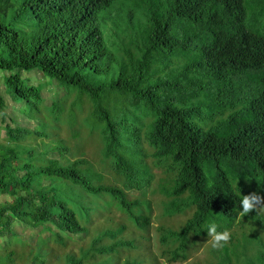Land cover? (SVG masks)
I'll return each instance as SVG.
<instances>
[{"label":"trees","instance_id":"16d2710c","mask_svg":"<svg viewBox=\"0 0 264 264\" xmlns=\"http://www.w3.org/2000/svg\"><path fill=\"white\" fill-rule=\"evenodd\" d=\"M33 71L76 94L66 125L78 140V125L85 139L96 134L101 171L72 160L60 139L22 141L49 137L40 116L34 131L19 127L41 113L44 88L25 75ZM0 74V264H50L48 242L89 240L58 264H115L121 249H137L125 225L90 224L114 207L147 231L150 202L127 198L153 180L147 157L166 177L162 216L189 213L178 229H157L168 263L186 261L215 223L231 233L211 247L219 264H264V212L238 215L244 195L264 196V0H0ZM14 244L19 255L5 250Z\"/></svg>","mask_w":264,"mask_h":264},{"label":"rangeland","instance_id":"374dc122","mask_svg":"<svg viewBox=\"0 0 264 264\" xmlns=\"http://www.w3.org/2000/svg\"><path fill=\"white\" fill-rule=\"evenodd\" d=\"M119 4V7L121 9L125 8L122 3ZM34 73L35 71L25 75H27L31 79V84L39 85L37 84V81H41L42 78L35 77V75H33ZM40 83L42 84L41 87L43 86L44 88L42 93L44 100L40 107L41 113L39 114V112H34L33 114H30V123H20L19 127L27 128L31 131H34L38 124L37 120L40 116V119L48 125V128L46 130L48 131L49 137H37L36 135H29L27 137H24L22 141L25 144L37 145L41 141L43 143L48 144L50 140L60 139L66 146L68 145L69 149L71 150L70 154L72 155V160H76L82 157L86 158L89 162L94 165L96 169L101 171L100 169L101 167H103V162L99 154L100 145L97 140L96 134H93V136L91 138L89 137V139H85L87 130L81 129L78 123H76V125L78 126H76L75 128L76 130H79L81 134L79 135L81 136V139L78 140L77 138L71 137L72 128L66 125L64 113L70 108V105L75 99L76 94L73 92L69 93L70 89L64 92L63 89H58L52 84L48 85L44 79ZM1 85L2 74H0V86ZM1 91V96L5 99L7 104V109L5 110V112L7 115L10 113L12 115V110L15 109L13 101L8 94H5V92H3L2 88ZM55 100H57V109L63 113L57 121H55V119L52 118L49 114L52 109V103ZM80 109L81 110H78L76 108V111L78 112V119L82 121L83 117L85 116V113H87L89 109L86 103L83 104ZM17 119L19 120L20 118L17 117ZM6 142H8V140L6 138L4 125L0 117V143ZM153 161L154 159L151 157H147L145 159V163L149 166L153 175V180L151 181L150 185L146 188L147 192L145 193V195L142 196V192H139L137 190H130L128 191L129 193H127V198L129 201H133L135 199L142 200V198L145 197V199L150 202V222L147 231H141L140 229H137L127 220L125 214H123L121 211L114 207H111L103 213L96 215L92 218V222L90 224L91 231L104 228L107 225L115 227L120 224H123L126 226V229L124 230L122 236L124 238H134L136 243L138 244L139 247L137 249H121L119 254L117 255V262L115 264H125V259L134 258H138L139 260L143 259V264H150L149 258L151 257L157 260L156 262L159 264H170L168 263L166 258L161 255L162 246L159 243V233L157 229L160 227H164L176 230L182 223H184V221L189 216V213L182 215L162 216L163 209L161 206V202L165 201L166 199L164 195L158 192V184L163 180V178L166 177L161 168L153 166ZM103 173L107 175V170L105 169ZM18 230L21 231L20 228H18ZM243 231L244 228H236L234 230V233L236 234V236H239L240 233H242ZM35 237H37V234L35 232H31L29 240L31 244H34ZM88 243L89 240L87 239L77 244L67 243L65 246L59 245L58 243L54 242H48V244L44 245H48V250L51 253V255L49 256L50 264H58L54 258L56 255L62 256L64 253H69L71 251L77 252L78 245L83 244L87 246ZM211 247V238L205 241H197L193 248L189 251V257L186 261L172 264H219L220 261L218 257H220V255L218 254V256H214L211 252ZM23 249L24 247L20 248L18 244H14L7 247L5 250L14 251L16 254L19 255V253H21ZM2 252L3 251H0V253ZM151 264H154L153 261H151Z\"/></svg>","mask_w":264,"mask_h":264},{"label":"clouds","instance_id":"9594fccd","mask_svg":"<svg viewBox=\"0 0 264 264\" xmlns=\"http://www.w3.org/2000/svg\"><path fill=\"white\" fill-rule=\"evenodd\" d=\"M241 209L242 211L238 214L240 217L248 216L251 212H264V196L256 192L244 195L241 200ZM207 234L211 237V245L213 248H223L231 239L230 231H217V225L215 223H211L208 226Z\"/></svg>","mask_w":264,"mask_h":264}]
</instances>
